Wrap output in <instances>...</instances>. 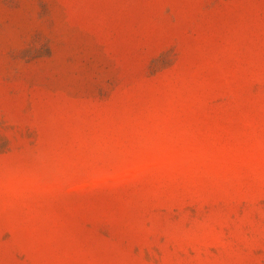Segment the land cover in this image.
Wrapping results in <instances>:
<instances>
[{"label":"rangeland","instance_id":"1","mask_svg":"<svg viewBox=\"0 0 264 264\" xmlns=\"http://www.w3.org/2000/svg\"><path fill=\"white\" fill-rule=\"evenodd\" d=\"M0 264H264V0H0Z\"/></svg>","mask_w":264,"mask_h":264}]
</instances>
